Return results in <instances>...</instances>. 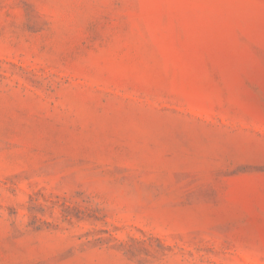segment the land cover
I'll return each instance as SVG.
<instances>
[{
	"label": "rangeland",
	"instance_id": "obj_1",
	"mask_svg": "<svg viewBox=\"0 0 264 264\" xmlns=\"http://www.w3.org/2000/svg\"><path fill=\"white\" fill-rule=\"evenodd\" d=\"M0 264H264V0H0Z\"/></svg>",
	"mask_w": 264,
	"mask_h": 264
}]
</instances>
